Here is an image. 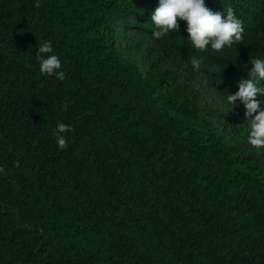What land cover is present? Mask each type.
<instances>
[{"label":"trees","instance_id":"trees-1","mask_svg":"<svg viewBox=\"0 0 264 264\" xmlns=\"http://www.w3.org/2000/svg\"><path fill=\"white\" fill-rule=\"evenodd\" d=\"M157 6L0 0V264H264V166L160 108L116 51ZM206 6L243 27L201 70L227 97L264 58V0ZM168 37L197 55L184 22ZM46 41L63 81L39 71Z\"/></svg>","mask_w":264,"mask_h":264},{"label":"rangeland","instance_id":"rangeland-1","mask_svg":"<svg viewBox=\"0 0 264 264\" xmlns=\"http://www.w3.org/2000/svg\"><path fill=\"white\" fill-rule=\"evenodd\" d=\"M116 51L134 67L148 84L154 102L190 128L211 133L227 146H238L264 166V150L247 143V121L240 105L227 103L217 84L202 68L209 66L210 53L198 52L199 71H193L192 58L185 56L167 36L154 39L153 33L126 28L114 31ZM68 105V104H66Z\"/></svg>","mask_w":264,"mask_h":264},{"label":"clouds","instance_id":"clouds-1","mask_svg":"<svg viewBox=\"0 0 264 264\" xmlns=\"http://www.w3.org/2000/svg\"><path fill=\"white\" fill-rule=\"evenodd\" d=\"M180 22L185 23L188 33L187 41L198 52L209 49L221 52L231 48L242 39L243 27L233 9L228 8L226 14L214 12L206 6V0H158V6L151 13L153 38L161 39L172 32L180 31ZM39 63V71L48 77L63 81L66 77L60 58L54 54L51 41L38 46L35 55ZM202 59L194 57L190 63L193 71H199ZM247 78L239 82V90L226 97L232 107L243 105L247 121V143L258 152L264 150V58H252ZM69 126L60 123L56 128V143L60 149L66 147V132ZM19 166V161L16 162ZM4 169L0 167V172Z\"/></svg>","mask_w":264,"mask_h":264}]
</instances>
